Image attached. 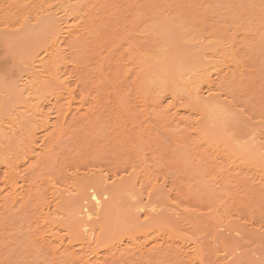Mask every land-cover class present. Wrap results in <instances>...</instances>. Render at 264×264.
Instances as JSON below:
<instances>
[{"label": "rangeland", "instance_id": "1", "mask_svg": "<svg viewBox=\"0 0 264 264\" xmlns=\"http://www.w3.org/2000/svg\"><path fill=\"white\" fill-rule=\"evenodd\" d=\"M261 5L262 0H104L102 7L106 12L102 17L105 21L90 30L89 39L77 44L76 59L82 64L80 66L82 70L78 73L79 76L82 75L76 85L78 87L73 86L77 99L80 98L78 93L80 91L84 95L95 91L94 95L99 94L104 105L101 106L100 111L98 109L94 112L91 121L79 122L80 119L73 117V122L69 121L72 124H67V130L65 129V132L54 142L52 154L46 156L43 162L37 160V163L33 162V166L28 165L30 170L28 176H31L28 178L44 188V192L42 189L38 190H41L42 194L46 193L50 201V193L47 192L49 181L65 185V183L69 184V181H66L74 174L82 177L90 171L93 172L92 174L105 173L104 175L110 178L117 175L118 182L121 181L123 186L125 184L124 187L130 186L126 187L130 189L129 192L115 195L117 210L123 220L135 221L140 217L138 223L144 224V217L142 214H137L134 209V203L137 201L141 205L148 202L156 206L161 205L159 206L161 211L159 210V214L156 215L158 219L155 220L165 222L175 230L183 229V232L186 230L185 235L191 240H203L200 244L204 250V261L208 259L206 264H216L217 256L222 257L226 253L236 255V260L231 259L232 264H264V259L262 260L264 258V189L259 188L257 182L251 178L253 174L249 176L247 171H242L243 175L244 173L248 175L247 178H245L246 174L242 176L243 179L251 178L256 185L251 183L250 185L248 183L250 180L245 182L242 178L239 180L241 184L237 182L238 185L234 181V184L229 181L231 185L228 186V180L225 179L222 181L225 180L227 184L225 182L222 184L221 175L217 174L222 170L218 172L214 166L210 167L211 164L208 162L211 159L198 156L192 150L191 140L188 141L183 133L185 129L187 130L184 128L186 126L181 127L180 130L173 127H163L162 130V126L143 119L141 112L148 108L149 103L143 109L146 99L149 100L150 97H145L140 84L138 87L133 86V78L125 81L122 76L128 71H134L139 63L144 62L146 70L156 67L155 58L162 53V46H165L164 54L169 58H177L187 52L185 57H190L188 58L190 61L197 63L200 60L204 62L202 59H205V56L202 57V52L206 56L210 55L216 44L228 43V47L233 45L237 59L242 61L244 70L234 72L236 69L232 68L230 71L234 72V74L232 72L233 76H228L224 79L225 82L224 80L221 82L223 88L220 85L223 92L221 94L224 95L221 98H227L228 102L225 101L231 103L235 113L228 133L224 136L245 143L253 137H260L261 142H264V20H262L264 11ZM52 10V14L61 18L62 15L58 14L56 9L52 8ZM17 15L19 16L20 13ZM28 15L24 14V18L21 19L28 21L23 27L14 21L6 24L0 21V111L15 101L13 96L9 95L10 89L19 81L20 76H24L28 56L40 55L43 42L47 38L43 30L38 29L41 22H31L29 20L31 17ZM180 28L183 32L177 34L176 31ZM191 33L194 37H198V41L201 37L200 42L195 41L192 45L193 48L191 46L189 48L185 41V36ZM198 43L206 47L200 48ZM188 49L191 53L187 51ZM205 60L208 61V57ZM246 74L250 75V78ZM213 77L212 80H215L216 78ZM72 81L75 83L76 77L75 79L73 77ZM167 94H163L166 97L165 104L170 102ZM203 95L207 98L206 89L203 90ZM143 100L146 102L141 103ZM181 104L183 108L188 106L186 97ZM185 114L191 122L198 121L200 126L207 123L205 112ZM74 120H78V123ZM181 137L186 141L184 142ZM179 138L186 145L183 146ZM178 144L180 147L177 148ZM5 147L11 148L10 144H6ZM142 167L148 168L145 169L146 171L151 170L149 175L155 173L150 176L151 178L160 180L159 187L151 195V200L147 199L146 191L138 185L137 177L144 170ZM132 194H137V199L140 201L136 199L131 201L129 197ZM168 194L172 197H169L171 200ZM175 197L177 200L172 201ZM229 198L232 200L230 201ZM32 203L30 201L22 206L21 210L19 208L9 213V216L6 214L1 217L0 264H58L52 261L49 251L29 241V234L33 231V229L30 231L31 224L36 221L33 220L34 214L31 213L35 206ZM173 204L180 206L184 204L182 208L189 211L187 214L189 217H186L187 215L185 218L178 217L181 221L176 216L173 217L174 211L169 209L171 208L169 205ZM218 223H223L224 229H221L222 227L218 229ZM110 224L111 219L103 222L105 230L111 227ZM237 229L242 231L243 235H232ZM212 242L218 245H213ZM213 250L219 254L217 255ZM170 255L176 258V255ZM172 257L168 255L165 259L145 264H175L177 260L175 258L172 260Z\"/></svg>", "mask_w": 264, "mask_h": 264}, {"label": "bare ground", "instance_id": "2", "mask_svg": "<svg viewBox=\"0 0 264 264\" xmlns=\"http://www.w3.org/2000/svg\"><path fill=\"white\" fill-rule=\"evenodd\" d=\"M102 5H104V0H0V21L2 23L14 21L23 27L28 21L21 19L24 18V14H29L28 17H31L29 19L31 22H41L38 29L43 30L47 36L42 45V53L38 56L34 54L28 56L24 76H20L19 81L14 83L10 89L9 95L10 97L13 96L15 101L0 111V221L3 215L8 214L9 216V213L11 214L19 208L21 210L22 206L30 203V201L33 202L32 204L35 206H33L34 210L32 209L33 212L31 213L34 214L33 220L36 221L31 224L30 231L32 229L33 231L30 232L31 235L29 234V241L39 247L41 246L47 252L49 251L52 261L58 264H134L138 262V264H145L154 260L165 259L168 255L172 257L170 254L176 255V258L172 257V260L174 258L177 260V262L174 260L175 264L178 262L180 264H206L208 259L204 261V250L200 244L203 240H191L187 237L188 235H185L186 230L184 233L183 229L175 230L169 224L155 220L161 205L148 204L149 202L141 205L138 201L133 202L135 212L144 217V224L138 223L140 217L135 221L123 220L122 215L117 210L115 195L129 192L130 189L128 190L126 187L129 188L130 186L124 187L125 184L123 186L121 181L118 182L119 177L117 175L110 178L104 175L105 173L94 172L92 174L93 172L90 171L89 174H83L82 177L74 174L69 180L67 179L66 182L69 181V184L63 185L59 182L61 186L54 181H49V191L47 190V192L50 193H48L51 197L50 201L46 193L42 194L41 190H38L42 189L43 191L44 188L37 185L35 180L36 183L33 182V179L28 178L31 177L28 176L30 173L28 165L33 166L34 161L36 163L38 161L43 162L46 156L52 154L54 142L60 134L65 132L67 124H72L73 117L80 119L79 122L89 121L94 116V112H97L98 109L100 111L101 106L104 105L101 96L99 94L100 97L94 95L95 91L89 94L87 92L85 95L82 91L78 92L80 94L79 100L76 98L77 94L75 95V88L78 87L76 85L82 75L79 76L80 73H78L82 70L80 67L82 64L76 59V47L79 42L90 38L88 35L91 29L105 21L102 16L106 10ZM52 8L62 15L61 18L52 14ZM102 9L104 10L101 11ZM18 13H20L21 18L17 15ZM182 32V28L176 31L177 34ZM196 37L192 33L185 36L189 48H193L192 45L195 41L196 43L201 41V37H199L200 41ZM198 44L200 48L203 45ZM205 47L202 46V48ZM234 48L233 45L228 47V43L227 45L218 43L211 54L209 53L210 55L206 56L202 52V57L205 56V59L208 57V61L203 58L204 62L200 60L193 63L188 59L190 57H185L187 52L177 58L165 56L166 49L165 46H162V53H159L155 58L156 67L146 70L145 63H139L134 71H128L122 76L125 81L133 78V86L138 87L140 84L145 97H150L149 100L146 99L147 102L144 101L145 99L141 102H146L143 109L149 103L148 108L141 112L143 119L162 126V130L163 127H173V129L180 130L181 127L186 126L184 128L187 130L185 129L186 132L183 133L188 141L191 140L192 150L198 156L211 159L208 162L211 164L210 167L214 166L218 172L222 170L221 173H217L219 176L223 175L222 179L220 176L222 184L228 182L229 186L230 182L233 183L234 181L238 185L237 182L241 178L243 179L242 176L246 174L243 172V175L242 171H247L249 176L253 174L251 178L257 182V186L264 189V142H261V138L253 137L245 143L224 136L228 133L230 122L233 121L235 113L231 103H227V98H221L224 96L221 94L223 93L221 82L232 75L233 71H230L232 68L236 69L234 72L244 70L242 61L237 59V52ZM204 51L206 52V50ZM189 52L191 53V50ZM213 76L216 78L215 80H212ZM73 77L74 79L76 77V84L72 81ZM249 78L248 80H250ZM205 89L208 92L207 98L203 95ZM166 93H168L170 102L165 104L164 98L166 97L163 94ZM184 97L188 101V106L185 108L181 104ZM186 112L191 115L205 112L207 123L200 126L198 121L191 122L187 118ZM70 120L72 122H69ZM74 122L78 123V120H74ZM181 139L186 141L182 137ZM181 139H178L179 142L183 143V146L186 145ZM6 144H10L11 148H6L8 147H5ZM179 144L176 146L177 148L180 147ZM151 157L153 158V156ZM146 167H142L144 170L141 169L142 171L138 175L140 178L137 177V179H139V188L145 190L147 199H150L153 192L159 187L158 181L160 180L151 178L150 176L155 173L149 175L151 170L146 171L145 169L148 170ZM247 174L245 178H247ZM217 178L219 179V177ZM251 178L247 179L251 182L246 179L243 180L256 185ZM223 179L228 181H222ZM218 182L220 181L218 180ZM222 184L219 183V185ZM239 184L241 183L239 182ZM249 184L247 185L249 186ZM129 194L131 195V191ZM93 195L96 199L92 198ZM137 196V194H132L129 199L131 201L139 200ZM170 198L169 200H171ZM175 199L177 200L175 197L172 201ZM229 200L232 199L229 198ZM169 206H171L169 209L174 211L173 213L170 211L173 217L185 218L189 213L186 208L183 209L178 204ZM221 209L223 210V208ZM223 214L225 213L223 212ZM179 218L178 220H180ZM110 219L111 227L105 230L103 222ZM222 224L218 225V229L219 227L224 229L225 226ZM235 234L243 235L239 229L232 232V235ZM212 243L213 245L216 244ZM225 250L223 252H226ZM235 256L234 253H226L222 257L219 255L217 259H214L217 261L216 264H232L231 259Z\"/></svg>", "mask_w": 264, "mask_h": 264}, {"label": "snow or ice", "instance_id": "3", "mask_svg": "<svg viewBox=\"0 0 264 264\" xmlns=\"http://www.w3.org/2000/svg\"><path fill=\"white\" fill-rule=\"evenodd\" d=\"M262 11H264V0H262V5H261ZM262 20H264V17H262ZM93 199H96V197L93 195L92 197ZM97 203H99V201L97 200ZM195 243V242H194Z\"/></svg>", "mask_w": 264, "mask_h": 264}]
</instances>
